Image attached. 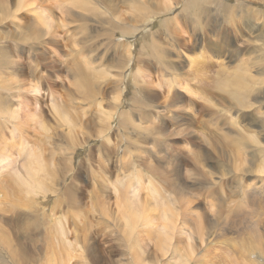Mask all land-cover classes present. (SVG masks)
I'll return each instance as SVG.
<instances>
[{
    "label": "clouds",
    "instance_id": "obj_1",
    "mask_svg": "<svg viewBox=\"0 0 264 264\" xmlns=\"http://www.w3.org/2000/svg\"><path fill=\"white\" fill-rule=\"evenodd\" d=\"M0 264H264V0H0Z\"/></svg>",
    "mask_w": 264,
    "mask_h": 264
}]
</instances>
